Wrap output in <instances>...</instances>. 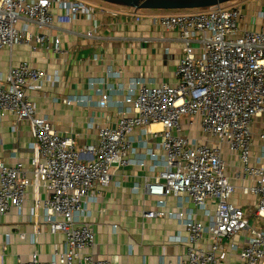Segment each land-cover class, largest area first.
Segmentation results:
<instances>
[{
    "label": "built area",
    "instance_id": "built-area-1",
    "mask_svg": "<svg viewBox=\"0 0 264 264\" xmlns=\"http://www.w3.org/2000/svg\"><path fill=\"white\" fill-rule=\"evenodd\" d=\"M79 14L92 15L80 0H0V50L26 44L31 51L60 52V38L50 40L48 31ZM153 19L176 32L183 46L177 81L149 85L137 80L136 92L130 89L122 102L125 113L114 125L100 126L98 145L83 152L73 136L60 134L51 120L39 115L27 96V90L47 76L46 70L23 61L0 80V118L9 112L28 121L34 138L30 170L20 161H0V214L11 208L21 211L32 187L34 222H40L43 208L49 232H63L66 242V248L48 260L34 252L15 264H110L95 258V232L81 216L95 187L108 186L114 172L131 163L135 129L160 137L163 151V168L154 181L145 183L147 192L160 198L183 196L209 217L208 224L192 215L185 220L183 242L188 249L180 264H227L218 252L223 240L235 234H244L240 263L264 264V226L253 225L247 211L233 203L237 186L227 174L225 157L228 152L237 160L242 193L257 197L251 216L264 225V161L251 158L252 126L256 118H264V0H233L229 7L218 4ZM83 35L97 37L92 30ZM108 102V95L102 94L100 106ZM153 124L161 128L151 130ZM196 131L199 136H190ZM41 187L47 193L44 200L39 197ZM164 214L162 209L144 212L149 218ZM204 234L210 237L206 247L199 244Z\"/></svg>",
    "mask_w": 264,
    "mask_h": 264
},
{
    "label": "crops",
    "instance_id": "crops-1",
    "mask_svg": "<svg viewBox=\"0 0 264 264\" xmlns=\"http://www.w3.org/2000/svg\"><path fill=\"white\" fill-rule=\"evenodd\" d=\"M80 1L92 11L91 16L79 14L71 22H57L48 31L50 40L53 36L60 38V52L31 51L26 44L11 51L2 49L0 80H5L11 66L23 61L46 70L47 76L29 88L27 96L37 113L51 120L60 134L73 136L77 149L83 152L98 145L100 126L114 125L125 113L122 102L130 89L136 92L137 80L149 85L177 81L176 66L183 46L176 32L166 31L153 19L170 11L135 10L102 0ZM54 12L59 10L55 7ZM88 30L97 37H85L83 34ZM102 94L108 95L106 106L99 104ZM64 98L75 101L67 104ZM263 123L264 118L258 117L252 126L254 162L259 158L264 161ZM160 128L159 124L150 126L151 130ZM132 139L131 163L116 170L108 186H96L86 202L81 220L90 223L95 232L91 251L95 258H106L110 264H180L188 249L183 242L187 236L185 220L192 215L208 224L209 217L183 196L160 198L147 192L145 183L154 181L163 168L160 137L154 139L135 129ZM33 142L28 121L17 120L9 112L0 118V161L6 164L20 161L30 170ZM225 157L227 174L237 186L233 203L247 211L253 225L263 227L261 221L251 216L257 197L241 191L244 182L236 178L237 160L228 152ZM34 197V189L29 187L21 211L11 208L0 214V264H15L34 252L42 260H48L54 252L66 248L63 232H49L43 208L39 209L40 222H34ZM39 197L41 200L47 197L44 187L40 188ZM160 209L165 211L163 216H144V212ZM209 242V235L204 234L199 244L206 247ZM243 242L244 234L227 237L218 254L227 264H241L238 253Z\"/></svg>",
    "mask_w": 264,
    "mask_h": 264
},
{
    "label": "water",
    "instance_id": "water-1",
    "mask_svg": "<svg viewBox=\"0 0 264 264\" xmlns=\"http://www.w3.org/2000/svg\"><path fill=\"white\" fill-rule=\"evenodd\" d=\"M115 5L132 7L135 10H182L201 9L233 0H102Z\"/></svg>",
    "mask_w": 264,
    "mask_h": 264
},
{
    "label": "rangeland",
    "instance_id": "rangeland-1",
    "mask_svg": "<svg viewBox=\"0 0 264 264\" xmlns=\"http://www.w3.org/2000/svg\"><path fill=\"white\" fill-rule=\"evenodd\" d=\"M251 1H253V0H238L239 3H243V2L248 3ZM231 4H232V1H229V2L223 3L222 5L224 7H229V6H231ZM184 12H189V11H170V14H177V13H184ZM192 135L199 136V132H196L195 134L191 133L190 136H192Z\"/></svg>",
    "mask_w": 264,
    "mask_h": 264
},
{
    "label": "trees",
    "instance_id": "trees-1",
    "mask_svg": "<svg viewBox=\"0 0 264 264\" xmlns=\"http://www.w3.org/2000/svg\"><path fill=\"white\" fill-rule=\"evenodd\" d=\"M201 9H206V8H201ZM201 9H182V10H163V11H197Z\"/></svg>",
    "mask_w": 264,
    "mask_h": 264
}]
</instances>
